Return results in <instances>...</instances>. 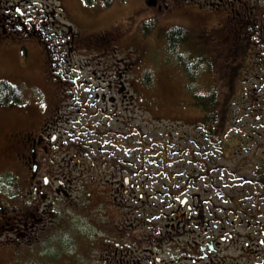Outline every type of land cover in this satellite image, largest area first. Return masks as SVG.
<instances>
[{"label": "flooded vegetation", "instance_id": "obj_1", "mask_svg": "<svg viewBox=\"0 0 264 264\" xmlns=\"http://www.w3.org/2000/svg\"><path fill=\"white\" fill-rule=\"evenodd\" d=\"M41 4L0 0V44L27 42L20 47L27 59L36 40L46 47L49 67V45L40 36L50 14ZM147 4L154 15L195 21L194 27L182 26L189 34L183 64L197 112L194 124L177 118L166 123L162 116L157 119L167 131H148L136 119L142 93L132 90L144 87L140 76L126 77L119 69L114 80L101 77L98 84L97 76L76 75L82 70L74 64V76L59 77L63 89H72L57 94L66 109L58 102L32 103L25 118L29 123L39 120L38 131L12 135L23 141L19 150H24L30 187L41 195L54 191L70 198L87 187L74 181V175L86 178L101 196L97 202L92 198V227L86 237L92 244L105 241V255L122 264L130 261L122 254L136 251L126 244L144 241L152 242L154 251L132 257L135 264H264V0ZM111 33L103 32L99 41L107 45L115 39ZM57 37L67 44L83 41L70 33ZM195 43L207 57L204 64ZM207 65L211 68L204 85L196 87L197 70L200 74ZM122 68L134 72L133 65ZM82 162L101 170L96 173L101 177L79 172ZM75 206L81 208L83 200ZM24 221L22 216L10 225L1 219L0 231L18 232L28 227L29 218Z\"/></svg>", "mask_w": 264, "mask_h": 264}, {"label": "rangeland", "instance_id": "obj_2", "mask_svg": "<svg viewBox=\"0 0 264 264\" xmlns=\"http://www.w3.org/2000/svg\"><path fill=\"white\" fill-rule=\"evenodd\" d=\"M22 1L38 3L39 7L42 2L43 11L47 10L50 14L48 25L41 31L40 38L49 45L48 52L53 63L48 67L46 47L36 40L30 44L27 59L25 52L20 51V47H25L27 42L20 40L0 44V80L6 79L16 85L22 98L16 105L0 103V220L14 225L22 216L23 221L29 218V224L26 223L28 227L22 226L18 232L8 229L0 231V264H122L117 258L109 259L105 255L104 252L108 251L105 241L98 240L92 244L86 237L92 227V198L95 202L101 198L89 181L75 174L74 181L80 185L85 183L87 187L73 191L70 198L58 196L54 191L41 195L37 188L30 187L25 159L21 155L24 150H19L23 141L13 140L12 135L29 130L38 131L39 120L29 123L25 118L26 109L32 103H46L47 106L58 102L59 106L66 109V104L60 103L57 94L72 89H63L64 84L59 77L74 76V64L82 70L76 75L97 76L98 84H101V77L108 82L114 80L119 69L126 77L133 74L140 76L144 87L138 84L132 90L142 93V99H136L139 104L142 103L136 119L138 123L141 118L142 126L148 131L156 130L157 134L167 131L164 121H160L162 116L166 118V123L177 118L184 125L187 121L194 124L193 118L197 112L193 111L188 74L186 76L184 66L176 59L178 51H183L185 58V45L183 50L180 47L177 51L172 50V44L165 33L176 25L194 27L195 21L181 16L154 15V8L147 4V0H114L108 8L101 2L88 6L84 0ZM148 18L155 20V26L152 24L149 27L150 32L149 29H143L141 23ZM107 31H112L115 39L106 45V41H99V37ZM67 33L81 35L83 41L67 44L58 39L57 36L66 38ZM141 34L149 38L143 40ZM184 35L189 37L185 31ZM90 37L92 42L89 41ZM194 45L198 46L204 64L207 57L202 55L203 49L197 43ZM203 48L207 49V46L203 45ZM125 65H133L134 72L131 73L129 69L125 73L122 68ZM136 65L141 70L135 68ZM52 66L56 71H52ZM210 68L207 65V70H204L203 66L200 74L197 70L196 87L204 85L203 76ZM108 107L113 106L108 104ZM68 111L71 109L68 108ZM154 114L152 120L151 115ZM91 168L82 162L78 171L94 173L90 177L96 179L101 177L96 174L101 170L93 171ZM70 189L74 190L75 186ZM81 200L83 206L78 209L75 203ZM113 216L118 217L116 214ZM89 239L94 238L90 236ZM126 247L136 251L122 254L121 257L130 260H125L123 264H135L132 257L138 256L141 259L150 249L154 251V244L149 241L128 243ZM138 264L145 263L140 260Z\"/></svg>", "mask_w": 264, "mask_h": 264}, {"label": "trees", "instance_id": "obj_3", "mask_svg": "<svg viewBox=\"0 0 264 264\" xmlns=\"http://www.w3.org/2000/svg\"><path fill=\"white\" fill-rule=\"evenodd\" d=\"M98 1H100L105 8L110 7L114 2V0H84V2L88 6H93ZM152 24H154V26H155V20L154 19H149V20L143 21L142 22V28L143 29H149L148 32H150L151 29L149 27L152 26ZM184 31H185L184 28H182L180 26H173L166 31L165 35H166V38L169 40V42L172 44V47H171L172 50L175 49V51H177L179 47H180V49L183 50L185 39H186V36L184 35ZM176 59H178L180 61L179 63L183 67L184 66V64H183V60H184L183 51L176 52ZM184 70L186 73L188 70L186 66L184 67ZM0 96H1L0 97V103L5 104V105H8L10 103H20V101L22 99L21 98V92H20L19 88L17 86L13 87V84L10 83L6 79L0 80Z\"/></svg>", "mask_w": 264, "mask_h": 264}, {"label": "snow or ice", "instance_id": "obj_4", "mask_svg": "<svg viewBox=\"0 0 264 264\" xmlns=\"http://www.w3.org/2000/svg\"><path fill=\"white\" fill-rule=\"evenodd\" d=\"M16 11L19 12L20 10H19V9H16ZM13 87H15V86L13 85ZM53 139H54V138H53Z\"/></svg>", "mask_w": 264, "mask_h": 264}]
</instances>
